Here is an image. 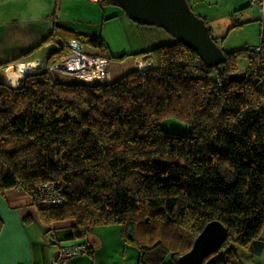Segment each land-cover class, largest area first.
<instances>
[{
	"label": "trees",
	"instance_id": "obj_1",
	"mask_svg": "<svg viewBox=\"0 0 264 264\" xmlns=\"http://www.w3.org/2000/svg\"><path fill=\"white\" fill-rule=\"evenodd\" d=\"M69 40L108 53L102 38L54 25L33 51L56 42L47 70L15 89L0 83V193L56 185L64 202L38 209L43 224L73 221L67 241L118 225L139 264H178L216 221L227 239L204 264H240L233 246L253 249L264 228V48L223 51L224 63L210 67L175 40L135 54L146 69L89 86L49 72L69 55ZM240 58L247 76L231 81ZM167 119L188 125L189 135L165 134Z\"/></svg>",
	"mask_w": 264,
	"mask_h": 264
},
{
	"label": "crops",
	"instance_id": "obj_2",
	"mask_svg": "<svg viewBox=\"0 0 264 264\" xmlns=\"http://www.w3.org/2000/svg\"><path fill=\"white\" fill-rule=\"evenodd\" d=\"M57 1L61 2L58 16L56 5L54 8V2L57 4ZM57 1L0 0V83L8 82L12 88L16 87L13 83L14 70L7 72L10 66L21 62L38 61V58L43 60L42 65L46 63L51 51L58 48L56 42L50 41L39 50L33 51L48 40L54 25L89 36L86 31L81 33L80 27L71 25L61 18L65 0ZM188 2L206 22L218 46L225 52L239 50L223 47L224 40L231 31L237 29L244 31L246 27L258 29L259 15L253 7V0H188ZM109 6L118 7L101 5V8H104L103 12ZM19 9H23L22 14ZM122 11L110 10L107 15L106 12L102 13L105 18H110L124 15ZM245 40L247 44L245 43L241 49L254 48L248 44V37ZM69 41L80 44L76 40ZM120 64H125L121 67L124 71L115 80L111 77L112 81L141 70V64L145 63L134 54ZM119 69L116 68L118 74ZM110 75L112 76V73ZM0 219L3 222L0 233V264H51L58 258L60 245L84 246L88 251L71 257L68 264H139V252L124 241L120 226L96 227L84 239L67 241L74 222L43 224L39 219L38 209L32 205L30 195L18 189L0 193ZM260 239V244L251 250L233 248L240 264H264V228Z\"/></svg>",
	"mask_w": 264,
	"mask_h": 264
},
{
	"label": "water",
	"instance_id": "obj_3",
	"mask_svg": "<svg viewBox=\"0 0 264 264\" xmlns=\"http://www.w3.org/2000/svg\"><path fill=\"white\" fill-rule=\"evenodd\" d=\"M133 22L143 26L157 27L177 42L194 51L210 67L224 63L225 55L211 36L205 21L196 16L188 0H111ZM246 72L231 75V81L245 80ZM161 130L177 137L189 135V126L167 119ZM227 239V230L219 222L207 224L195 239L191 250L178 260V264H203L207 257L219 251Z\"/></svg>",
	"mask_w": 264,
	"mask_h": 264
},
{
	"label": "rangeland",
	"instance_id": "obj_4",
	"mask_svg": "<svg viewBox=\"0 0 264 264\" xmlns=\"http://www.w3.org/2000/svg\"><path fill=\"white\" fill-rule=\"evenodd\" d=\"M57 1V0H55ZM76 3V4H75ZM45 5V2H44ZM56 5V8H55ZM60 5L61 2L57 1L54 2V8L57 9V16L60 13ZM46 6V5H45ZM65 8L62 11L61 18L63 20H66L67 22H70L71 25L78 26L82 29L81 33H88L91 37H99L102 38L105 45L108 47V53L104 54L98 50H94L88 46H85V53L87 55L96 56V57H118L122 55H134L141 52H146L149 50H152L154 48H157L162 45H170L175 43V39L169 35L164 30L152 27V26H146L141 27L138 26L136 23H134L132 20H130L125 13L122 16L113 17L110 16V18H105L103 16V13L106 15L109 13L110 10H121L118 9V7H106L105 11L103 12V9L101 8V5L99 3H93L88 0H84L82 3H78L75 0H65ZM254 9L259 15L260 13L257 6L253 5ZM17 9V8H16ZM21 10V14L23 12V9ZM103 12V13H102ZM123 12V11H122ZM193 12L196 16H198L197 11L194 9ZM25 14V12H24ZM109 17V16H106ZM65 21V22H66ZM255 27H246V30L238 31L233 30L231 33H229L226 36V39L224 40L223 47L227 49H241L244 47L243 45L247 42H245L246 38L248 37V44L252 47H257L261 43L260 38V21L258 22L257 30L254 29ZM88 31V32H87ZM85 33V34H86ZM220 45V44H219ZM221 50L223 48L219 46ZM224 51V50H223ZM107 55V56H106ZM38 61H31V62H24V63H35L37 66L41 64L42 65V59L38 58ZM144 62V60L142 59ZM39 62V63H38ZM22 63V62H21ZM145 64L149 65V63L144 62ZM126 64V63H125ZM125 64H120L117 62H111L110 63V74L112 73L113 80L117 79V77H120L122 70V66ZM18 65V64H16ZM15 66H10L7 70H15ZM35 72H30L25 77L40 73L41 68H37ZM140 66V64H138ZM51 67V66H50ZM116 68L119 69V74L116 71ZM147 68V67H146ZM145 68V69H146ZM238 69L239 72H247L249 70V61L246 58H240L238 60ZM38 71V72H37ZM55 78L60 81L61 83H69L73 84L77 82V79L72 77H66L64 75H61L60 73H54ZM25 77L19 81L17 87L21 85L22 81L25 79ZM111 78V80H112ZM7 82V81H6ZM79 82V81H78ZM8 84V82H7ZM9 85V84H8ZM14 88V89H15ZM234 248H238L233 246Z\"/></svg>",
	"mask_w": 264,
	"mask_h": 264
},
{
	"label": "built area",
	"instance_id": "obj_5",
	"mask_svg": "<svg viewBox=\"0 0 264 264\" xmlns=\"http://www.w3.org/2000/svg\"><path fill=\"white\" fill-rule=\"evenodd\" d=\"M94 3L103 2V0H89ZM253 5L257 6L260 13V38L259 46L251 48L250 51L259 54L264 48V0H253ZM70 49L69 55L61 61L49 67V72L55 81L54 73H60L66 77H72L85 85H108L112 83L110 77V62L102 57H94L87 55L83 45L77 42H68ZM46 64V63H45ZM37 68H41V72L47 70V66L39 64ZM35 72V71H33ZM38 72V71H37ZM32 205L37 209H52L60 207L64 200L60 195L56 185L51 183L39 184L30 193ZM84 246H59V254L56 261L51 264H68V260L76 255L87 253ZM220 257H212L208 260L209 263H216Z\"/></svg>",
	"mask_w": 264,
	"mask_h": 264
},
{
	"label": "bare ground",
	"instance_id": "obj_6",
	"mask_svg": "<svg viewBox=\"0 0 264 264\" xmlns=\"http://www.w3.org/2000/svg\"><path fill=\"white\" fill-rule=\"evenodd\" d=\"M36 66H37V64L35 62H33V63H23L22 62V63L16 65L14 72L12 71L14 85L17 87L20 79L23 78L25 75L29 74L30 72L35 71ZM145 68H146V65L141 64L140 69L143 70Z\"/></svg>",
	"mask_w": 264,
	"mask_h": 264
}]
</instances>
